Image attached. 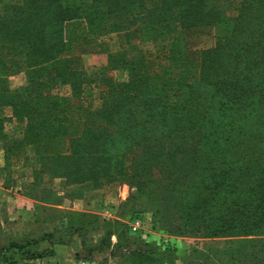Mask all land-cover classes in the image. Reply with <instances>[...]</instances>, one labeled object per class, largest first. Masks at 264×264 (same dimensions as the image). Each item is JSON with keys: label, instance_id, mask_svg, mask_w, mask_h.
Masks as SVG:
<instances>
[{"label": "trees", "instance_id": "1", "mask_svg": "<svg viewBox=\"0 0 264 264\" xmlns=\"http://www.w3.org/2000/svg\"><path fill=\"white\" fill-rule=\"evenodd\" d=\"M231 10L235 15H226ZM213 30V47L192 45ZM118 32L126 38L146 34L143 41L159 46L145 50L141 40L130 42L139 53L131 52V58L125 47H105L103 36L111 40ZM164 33L169 35L160 44ZM101 51L107 53L108 70L126 78L87 74L83 55ZM20 74L22 84L12 88L10 77ZM213 76L223 101L206 108L192 91L179 105L183 89ZM58 84H68L71 94L55 92ZM92 87L99 89L97 108ZM257 105L259 113H252ZM252 119L254 126L248 127ZM7 121L21 123V135L7 133ZM0 143L5 166L29 160L34 185L46 174L64 177L67 191L79 198L122 182L136 188L115 218L103 219L101 234L97 214L39 206L36 218L57 224L55 233L47 234L51 243L80 238L84 255L78 259L105 251L118 256V264L171 259L170 244L129 234L125 220L143 214L134 207L138 198L154 205L156 230L177 219L179 233L205 238L261 233L264 0H20L3 5ZM242 239H228L237 245L231 253L239 264L244 244L259 247V238ZM32 242L0 247V264L50 252H31Z\"/></svg>", "mask_w": 264, "mask_h": 264}, {"label": "rangeland", "instance_id": "2", "mask_svg": "<svg viewBox=\"0 0 264 264\" xmlns=\"http://www.w3.org/2000/svg\"><path fill=\"white\" fill-rule=\"evenodd\" d=\"M20 0H0V8L5 4H12L15 2H18ZM224 8V6L222 7ZM235 15V12L231 10V13H226L228 16ZM104 26V25H101ZM140 32H143V30H140ZM130 38H126L123 36V33H115L113 39H109L110 37L105 34L103 36L104 39H106L105 47L115 50L117 48L125 47L127 52L130 54L131 58H133V54L135 50H132V46L134 49H136L135 45H128L130 42L133 44L134 42L141 40L140 43L142 45V48L145 50H151L153 47L156 48L159 46V44L151 42L147 43L143 41L142 39L146 38V34H134L131 36V33L129 34ZM168 33L159 34V42L160 44L164 43V39L168 36ZM111 36V35H110ZM217 32L215 30L210 31V33H207L206 35H203L202 38H196L192 45L194 47H206L211 48L214 46L216 41ZM158 41V40H157ZM133 54H132V53ZM136 55L138 56L139 53L135 51ZM106 51L96 52V53H90L83 55L84 65L86 68V72L88 75L91 76H112L114 79H123L126 78L125 74H121L118 70L109 71L107 68V55ZM259 76V75H258ZM257 77V76H256ZM24 79V76L22 74L10 77V85L12 88H15L22 84ZM218 80V79H217ZM216 77L213 76L212 80L209 81H201L199 82V79H195L190 85V88L187 90L186 88L182 90L184 93L182 95V100L179 105L183 104L185 100H187V95H191L192 91H194V95H197L198 98H200V101H202L203 107H213L214 103H219L224 100L223 95L221 94V91L217 87L219 83L217 82ZM55 92L61 95H70L71 89L68 84H58L56 88L54 89ZM98 91L99 89L97 87H92L91 89V102L94 105V107H99L100 99L98 98ZM180 96V94H179ZM189 97V96H188ZM180 98V97H179ZM181 99V98H180ZM212 105V106H211ZM254 107V106H253ZM256 109H252V113H259V105L255 106ZM213 110H218L217 106ZM255 110V111H253ZM9 111L5 110L4 114H8ZM248 127L254 126L253 119L252 121L247 125ZM21 123H14L11 121L5 122V131L9 133L10 135H21ZM1 144V143H0ZM29 153L32 152V150H28ZM29 160L24 163V167H26L23 170H26V172H29ZM22 170V171H23ZM16 173V172H15ZM3 174V172H1ZM128 187H131L133 192L136 189L135 187L131 186L127 182H122L116 186H104V188L95 190V191H86L85 195L81 199H75L73 200L76 207L81 208L82 206L88 210L94 209V208H106V207H112L115 209L113 205H111L116 199L119 198L121 195L124 197L127 194ZM7 195V202L13 207L15 204L18 203L17 196L8 193ZM102 195V196H101ZM5 197V196H4ZM102 200V201H101ZM104 202L106 205H103ZM11 207V209H12ZM36 212H39V206H36L34 209ZM143 212L144 217V228L149 232V236L152 235L153 238L157 237L158 241L162 244H170L171 247L173 246L172 252H170L171 259L168 261H161L159 263H153V264H239L240 259H238L236 256L232 255L231 249H234L237 247V245L233 243L231 245L228 241V239H242V238H259V247L256 248V245L253 243L244 244V250L246 251L244 254V262L243 264H264V231H261L259 235H252L247 237H229V238H205L200 234L194 235L191 233H187L188 231H184L179 233L177 231V225L180 226L181 222L177 219H173L169 224H166V227L163 229H154L152 227L153 219L155 216L153 215V211L150 210L149 212H146L144 210H141ZM118 212V211H117ZM13 216L16 217L17 212L12 211ZM116 214V210H115ZM108 218H115L114 215L108 214ZM154 217V218H153ZM177 224V225H176ZM37 226L41 227L42 225L38 224ZM192 231L191 229H189ZM193 230H196L194 228ZM178 232V233H177ZM152 238V237H151ZM98 239V236L96 235L94 237V240L96 241ZM243 240V239H242ZM156 242V241H155ZM124 252V251H123ZM154 256V255H153ZM101 257V256H98Z\"/></svg>", "mask_w": 264, "mask_h": 264}, {"label": "crops", "instance_id": "3", "mask_svg": "<svg viewBox=\"0 0 264 264\" xmlns=\"http://www.w3.org/2000/svg\"><path fill=\"white\" fill-rule=\"evenodd\" d=\"M3 156L4 149L0 144V247L6 246L9 242L23 243L33 240L34 242L28 246L31 252L50 251L43 257H26L19 264H78L80 259L77 257L84 255L81 240L77 235H73L70 241L65 244L51 243V239L47 234L55 233L57 224L52 219L36 218L38 214L34 210L36 206H49L58 212L76 211L97 214L100 222L99 227L101 228L99 233L101 234L103 219L108 218V214L114 215L118 206L125 203L133 194L132 188L128 187L127 194L124 197L120 195L118 199L110 202L115 209L112 207L103 209L98 207L88 210L83 206L78 208L73 200L81 198L67 191L64 177H53L46 174L40 185H34L31 183V168L29 172H26V170H23L26 168L23 163L7 167L4 165ZM8 193H12L18 198V203L13 207L7 202L8 197L6 194ZM106 203L109 202H104L103 205H106ZM134 207L144 210L146 213L152 210L154 205L144 198H138ZM12 211L17 212L16 217L13 216ZM38 224L42 226L39 227ZM150 237H152V240L158 241L157 237L153 238L152 235ZM112 240H115L114 235H112ZM96 255L108 256L113 264L119 263L118 256L108 251Z\"/></svg>", "mask_w": 264, "mask_h": 264}, {"label": "built area", "instance_id": "4", "mask_svg": "<svg viewBox=\"0 0 264 264\" xmlns=\"http://www.w3.org/2000/svg\"><path fill=\"white\" fill-rule=\"evenodd\" d=\"M128 225L129 234L135 235L140 234L141 238L146 241H154L149 236V232L144 228V217L143 214L138 213L132 216L131 218L125 220ZM160 244L159 241H156ZM78 264H113L110 259L104 261L101 257H93V258H81L78 260Z\"/></svg>", "mask_w": 264, "mask_h": 264}]
</instances>
